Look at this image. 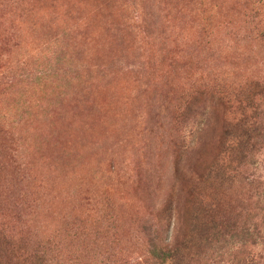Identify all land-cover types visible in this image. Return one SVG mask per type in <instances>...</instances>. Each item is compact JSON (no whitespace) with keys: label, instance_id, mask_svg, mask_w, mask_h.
Listing matches in <instances>:
<instances>
[{"label":"rangeland","instance_id":"obj_1","mask_svg":"<svg viewBox=\"0 0 264 264\" xmlns=\"http://www.w3.org/2000/svg\"><path fill=\"white\" fill-rule=\"evenodd\" d=\"M248 1L0 0V205L7 204V218L24 203L18 224L49 241L60 264H102L95 250L110 253L109 264H158L161 244L182 247L189 233L181 177L188 163L206 176L218 152L214 145L193 159L188 153L209 114L184 104L188 67L194 77L264 84V43L250 36ZM210 10L234 31L214 26L213 38H204ZM237 30L246 42L235 43ZM11 146L18 156L9 167ZM238 180L239 221L252 236L236 244L194 241L198 257L190 264H264V144Z\"/></svg>","mask_w":264,"mask_h":264},{"label":"trees","instance_id":"obj_2","mask_svg":"<svg viewBox=\"0 0 264 264\" xmlns=\"http://www.w3.org/2000/svg\"><path fill=\"white\" fill-rule=\"evenodd\" d=\"M248 3L251 6L249 13L253 22L250 36L257 42L264 43V24L260 21L264 17V0H249ZM221 15L219 11L210 10L205 24L201 26L204 38H213L211 31L214 26L220 32L225 30L231 34L234 31ZM217 17L219 18L215 22ZM220 18L222 22L218 23ZM250 26L251 24L247 27ZM239 33L237 30L233 37L236 44L246 42V38ZM222 39L226 40L225 36ZM217 51L221 52L220 48ZM221 54V60L227 61L228 55L223 52ZM192 73V68L188 67V84L185 86L188 94L184 93V104L188 108L201 107L209 114L207 123L188 153L193 152V159L198 152L207 151L214 145H218V152L209 165L206 176L195 171L189 163L185 167L181 177L179 200L185 214L182 217L186 223L184 225L188 227V241L182 247L161 244L157 248L158 253H161L158 264H176L177 259L185 257H188L187 264H190L195 256L198 257V254L191 251L194 241L209 246L226 238L229 244H236L242 238L252 236L248 234L250 227L239 221L244 213L245 203L238 174L244 161L255 154L260 143L264 144V84L252 79L244 83L228 84L225 80L222 82L216 79L218 77L212 78L211 74L207 77H194ZM221 74L224 75L223 72ZM17 156V148L11 146L7 162L9 167L13 166ZM1 194L2 189L0 201L3 200ZM20 200L24 201L22 198ZM142 202L147 204V209L154 211L156 208L152 200L147 202L144 198ZM23 208L24 203L15 205L12 211L16 216L14 220H9L6 216L7 204L5 208L0 205V264H60L52 256L49 241L33 237L26 232L21 222L18 224L19 214L26 212H23ZM179 219L181 222V216ZM152 247L155 249L157 246ZM94 257L102 264H109L111 254L95 250ZM238 264L244 263L239 261Z\"/></svg>","mask_w":264,"mask_h":264}]
</instances>
